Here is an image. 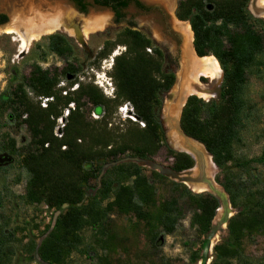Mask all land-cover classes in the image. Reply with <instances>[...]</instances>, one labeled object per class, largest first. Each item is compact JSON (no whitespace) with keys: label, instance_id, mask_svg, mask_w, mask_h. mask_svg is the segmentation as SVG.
I'll list each match as a JSON object with an SVG mask.
<instances>
[{"label":"trees","instance_id":"trees-1","mask_svg":"<svg viewBox=\"0 0 264 264\" xmlns=\"http://www.w3.org/2000/svg\"><path fill=\"white\" fill-rule=\"evenodd\" d=\"M71 1L81 11H87L88 0ZM94 2L111 7L119 21L133 0ZM250 3L251 0H179L176 10L177 17L191 25L197 54L214 56L223 71L218 99L206 101L191 95L180 119L183 131L201 142L212 155L221 171L217 181L229 195L231 204L241 208L230 218L229 238L215 246L211 264H255L247 258L244 241L257 233L264 235V177L254 172L256 164L264 165V156L247 158L238 154V146L258 116L247 91L249 76L264 65V24L250 11ZM7 20V15L0 12V23ZM117 45H124L126 50L114 59L113 98L93 82L79 79L83 64L78 59L69 61L78 52V43L65 33L48 36L49 51L66 61L63 68L48 69L35 63L29 75L15 84L6 97L0 95V112L4 108L13 109L32 137L31 148L22 159L29 174L22 198L30 204L44 203L55 211L65 207L55 224L52 221L47 226L41 242L30 244L29 251L38 254L40 264H65L84 244L83 231L87 227L92 229L96 244L103 251L109 249L115 239L110 222L116 209L143 222L152 248L159 249L161 235H174L187 217L202 242L221 206L215 194L194 192L183 182L153 172L170 190L167 196L159 198L156 184L144 167L135 162L112 166L106 171L99 190L103 198L98 194L87 196L103 165L123 155L150 159L166 146L174 170L181 172L195 166L190 154L167 146L160 117L164 94L176 80L170 55L145 32L127 26L115 38L104 42L97 52V63L110 56ZM85 54L88 59L93 57L89 51ZM70 75L75 78L68 80L69 91L64 95L58 86ZM75 84L77 88L71 90ZM44 98H52L45 107L41 105ZM71 103L75 108L70 109L63 136L58 137L57 119ZM127 103L133 106L138 121L128 119L126 131L114 134L108 128L110 118ZM91 111L100 118L89 119ZM9 145L11 153L23 155L14 140ZM128 151L133 154L128 155ZM4 169L0 166V171ZM107 198L109 201L104 204ZM4 203L0 190V209ZM12 241L0 218V264L12 263L16 254ZM190 251L191 264H195L200 250L191 247ZM105 257L102 255L101 260H107ZM256 264H264V259Z\"/></svg>","mask_w":264,"mask_h":264},{"label":"rangeland","instance_id":"rangeland-1","mask_svg":"<svg viewBox=\"0 0 264 264\" xmlns=\"http://www.w3.org/2000/svg\"><path fill=\"white\" fill-rule=\"evenodd\" d=\"M178 2L179 0L177 1V5ZM7 4V7L1 4L0 12L6 14L7 17L10 18V12L20 10L22 8L23 0H11ZM255 4L254 0H251L249 9L256 17L261 18L264 24V9L256 7ZM253 5L255 10L252 9ZM91 7H93V5L88 3L87 9L89 10ZM163 10L164 15L160 17H163L164 21L166 20L165 22H168L170 28L174 30L175 33L171 35L169 34L168 37H165L167 41L165 39H158L156 36L155 39V37H152L146 30H144L147 22H151L153 29L158 28L157 26H154L156 24H154L155 22L151 19L154 14L144 15L140 12H136L135 10H131L130 7L124 11V14L125 17H129L130 21H137L138 19L143 20L144 26H141L142 28L138 27L148 33L157 46H160L162 49H167L171 57V68L177 79L178 71L180 69L181 45L183 37L180 32L173 28L170 22L171 15L169 11L165 7ZM97 12L106 11L97 10ZM183 22L190 24L188 21ZM127 25L128 22L123 21L119 24L110 25L101 31L87 35L86 42L88 49H85L75 39L78 43L79 50L76 54H74V56L69 58L70 62H75V59H78V62L83 64V68L78 74L81 81L93 82L106 96L110 98H113L115 94L114 84L111 78L113 66L111 67L109 65L111 57L115 59V57L124 52L126 48L124 45H117L110 56L98 63V59L96 58L97 52L103 47L104 42L108 38H115L117 33L127 27ZM56 33L65 32L59 31ZM46 35L41 36L40 39L34 40L30 46L21 51L20 42L14 34L0 33L1 96L6 97L15 84L22 81L23 77L28 76L33 64L35 63H38L43 68L48 69L63 68L66 65V61L64 59L49 51L48 36L51 34ZM85 51H89L93 54V57L88 59ZM213 58L215 57L213 56ZM258 70L259 71H255V73L250 74L247 85V91L253 101V105H255L256 110H258V116L255 122H252L249 126V130L246 132L243 142L238 146V154L247 158L264 156V65L260 66ZM221 73L222 79L220 81L219 79L212 80L206 76L200 77L202 85L209 87L211 89L210 93L212 94H207L206 96H201L199 94L193 95H197L206 101L217 100L223 81L222 69L220 71V74ZM74 78L75 77L72 76L71 79H62L60 82L58 87L62 88V93L64 95L66 94V91H69L68 80H73ZM75 86L76 84L73 88H75ZM73 88H71V90H73ZM172 89L168 93L164 94L163 106L160 115L161 118L164 117V119L161 120L165 128L167 146L171 148L173 147L169 143L167 135L168 126L165 118V106L173 99V92H171ZM44 101L45 98L41 100L42 106ZM123 106H125V104ZM84 110L87 109L85 108ZM89 117V119H98L100 118V115L91 111ZM128 119L133 120L127 115V113L121 111L119 107L110 118L111 123L108 126L110 132L117 134L122 131H126L129 124ZM180 119L181 116L179 118V122ZM140 126L143 127L142 125ZM56 130L57 125L55 127V132ZM11 140L16 142L17 148L23 155L19 156L9 151L7 147L10 146L9 144ZM31 140L32 137L28 126L21 119L16 117L13 109L4 108L0 112V155L8 154L13 159L10 163L2 165L3 167H6V169L0 171V190L2 191L5 199L4 206L0 209V218L2 223L5 225L7 232L10 233L13 245L16 248V254L14 255L11 264H40L38 254L29 251L30 244L32 241H35L37 244L41 242L43 232L54 220L56 212L59 211L49 208L44 203H27L22 198V196L26 193V185L29 177L27 169L24 163H22V159L27 155L28 150L31 148ZM63 149H65V147H63ZM173 149L176 150L175 148ZM127 154L131 155L133 152L128 151ZM125 157L128 156L123 155L121 158ZM149 160H153L157 163L163 164L164 166L172 167L173 160L172 158L167 157L166 146H163L158 154ZM137 164L144 167L146 174L150 176L151 180H153L156 184L159 198H163L170 193L168 186L161 184V181L156 179V176L152 175L153 172L158 171L153 170L147 165ZM181 172L183 176L199 178L201 176V167L195 161V166L193 168ZM205 172L207 174L206 170ZM254 172L258 174L259 177L263 178L264 165L256 164V170ZM210 173L209 178L211 179V177H213V179L221 186V184L217 181L221 171L215 164L214 167L211 168ZM103 176L101 177V180L98 179L99 177L92 180V186L88 189L89 194L87 196H95L98 194L99 197L103 198L104 195L99 193L102 186ZM166 177L170 180H174L169 176ZM186 184L195 192L208 191L215 193L209 189V187L206 186L207 184L204 182ZM192 185H200L203 187H192ZM218 197L220 199L221 206L218 209L217 215L213 221L211 231L204 237L202 242L198 241L195 230L191 227L189 217H187L183 220L182 226H180L174 235H161L159 249H153L146 236V227L144 223L140 222L133 214L123 213L116 209L112 213V219L110 222V230L114 233L115 239L108 246L109 249L103 251V249L96 244L92 229L87 227L83 231L85 238L84 244L66 259L65 264H191V247L200 250V257L195 264H211L215 257V246L226 243L229 238L228 223L230 218L239 213L241 210V208H236L231 204L228 194L226 199L222 196ZM108 201V198L105 199L104 204ZM188 243H191L192 245H187ZM244 250L247 258L255 264L261 259H264V235L262 233H257L247 237L244 241ZM102 255H105L107 260H101Z\"/></svg>","mask_w":264,"mask_h":264},{"label":"bare ground","instance_id":"bare-ground-1","mask_svg":"<svg viewBox=\"0 0 264 264\" xmlns=\"http://www.w3.org/2000/svg\"><path fill=\"white\" fill-rule=\"evenodd\" d=\"M10 1L11 0H0V6L2 4L7 7V3ZM163 1L166 3L168 9H170V12L173 13L175 0ZM254 4L256 7L264 9V0H254ZM254 8L255 7L253 5L252 9L255 10ZM74 15L83 16L77 14L72 6L66 5L62 1L23 0V6L20 10L10 12V21L6 26L0 27V33H13L17 35L16 38L20 42V49L22 51L30 46L34 40L40 39L41 36H45L46 34H50L58 30L61 31L62 28H66V24L64 22L66 20L64 19H69ZM108 18L109 14L107 12L90 14L84 22L83 33L88 35L92 32L102 30L108 24ZM171 21L183 37L181 45L182 67L178 72L179 85L177 86H181L182 91H179L177 87L173 90L175 94L178 92L182 99L177 104H170L169 101L165 106L168 139L173 146H180L184 150L190 152L194 157H196V159H204L206 163L205 170L207 171L208 178L206 186L214 191L217 196H222L226 199L227 194L224 189L213 179V177H211V179L209 178L211 168L214 167L210 154L205 151L203 145L185 137L179 128V118L187 96L190 94H199L201 96L212 94L210 93L211 89L209 87L202 85L200 77L206 76L212 80L219 79L220 81L222 79V73L220 74V65L218 61L213 58V56H197L193 44V31L190 24L179 21L174 18V16ZM72 26L75 28L76 38L79 37L85 39V36L81 32L80 25L73 23ZM69 32L72 33L73 30L70 29ZM155 35L159 37L157 32H155ZM193 186L203 187L200 185H192V187Z\"/></svg>","mask_w":264,"mask_h":264},{"label":"water","instance_id":"water-1","mask_svg":"<svg viewBox=\"0 0 264 264\" xmlns=\"http://www.w3.org/2000/svg\"><path fill=\"white\" fill-rule=\"evenodd\" d=\"M62 1H65L67 4L71 5V6L73 7V9L76 11L77 14L83 15V16H85V17L89 16V15L92 14V13H96L97 10H100V11H106V12H108V13L110 14V17H111V18H110V21H109L110 24H111V25L119 24V23L116 21L115 12H114V10H113L111 7H106V6L96 5L95 2H94V0H88V2H89L91 5H93V7H91L87 12H83V11L79 10L78 7L76 6V4H75L74 2H72L71 0H62ZM142 1H144L147 5H153V4H155L154 2H149V1H147V0H142ZM177 6H178V5H177ZM177 6H176V10H177ZM130 9L136 11V9H135L133 6H130ZM175 16H176V18H177L179 21H182V20H180V19L177 17L176 13H175ZM9 21H10V18H8V20H7L6 22H4V23H0V27H4V26H6V25L9 23ZM124 21H129V17H125ZM137 23H138V26H139V27L144 26V21L141 20V19H138V20H137ZM147 24H150V23L147 22ZM141 28H142V27H141ZM6 34H11V33H6ZM14 35H15V34H14ZM15 37H17V35H15ZM75 39H76V40L79 42V44H81L85 49H88L86 39H84V38H79V37H77V38H75ZM195 52H196V50H195ZM196 54H197V52H196ZM197 56H199V55L197 54ZM199 57H202V56H199ZM71 78H72V76L70 75V76H69V79H71ZM178 85H179V84H178V75H177V79H176V81H175V83H174V85H173V89H172L171 92H173V90H174ZM177 88L179 89V91H182L181 86H180V87H177ZM191 95H193V94H190V95L187 96V98H186V100H185V102H184V104H183V107L185 106V104H186L188 98H189ZM181 99H182V97L178 94V92H177L176 94L173 92V99L170 101V104H174V103L177 104ZM182 110H183V108H182ZM182 110H181V115H182ZM181 115H180V116H181ZM161 119L163 120L164 117H162ZM179 123H180V122H179ZM179 128H180V130L182 131V134H183L185 137H187V138H189V139H191V140H193V141H195V142H197V143L203 145V144H202L201 142H199L198 140H196V139H194V138L188 136V135L183 131V129H182V127H181V123L179 124ZM169 143H170V141H169ZM170 144H171V143H170ZM171 145H172V144H171ZM172 147L175 148L177 151L186 152V153L190 154V155L194 158V160L196 161V163L201 167V176H200L199 178H192V177H189V176H183V175H182V172L174 170L173 167L164 166L163 164L157 163V162H155V161H153V160L144 159V158H141V157H138V156H128V157H125V158H121V159H119V160H115V161H111V162H107V163H105V164L103 165L102 172H101V174H100V176H99L98 179L101 180V177L104 175V173L106 172V170H107L108 168H110V167H112V166L119 165V164H121V163H123V162L131 161V162H137V163H139V164L147 165V166H149L150 168H152L153 170L158 171L160 174L165 175V176H169V177L173 178L175 181H178V182H183V183H185V184H186V183H200V182H204V183H206L207 180H208V178H207V174H206V172H205V161H204V159H203V158L196 159V157H194L190 152H188V151H186V150H184V149H181L180 147H177V146H173V145H172ZM203 147H204V149L206 150V148H205L204 145H203ZM206 151H207V150H206ZM207 152H208V151H207ZM208 153H209V152H208ZM209 154H210V153H209ZM210 156L212 157L211 154H210ZM12 159H13V158H12L10 155H8V154H1V155H0V166H2V165H6V164L10 163V162L12 161ZM213 163H214V161H213ZM214 164H215V163H214ZM215 165H216V164H215ZM186 185H187V184H186ZM188 187H189V186H188ZM189 188H190V187H189ZM222 188H223V187H222ZM194 192H195V191H194ZM200 192H204V191H200ZM211 193H213V192H211ZM213 194H215V193H213ZM215 195H216V194H215ZM216 196H217V195H216ZM217 197H218V196H217ZM218 198H219V197H218ZM64 208H65V207H63L62 210H63ZM62 210H59V211L56 212L55 217H54V220H53V225L55 224V222H56V220H57V218H58V216H59V214L61 213Z\"/></svg>","mask_w":264,"mask_h":264},{"label":"flooded vegetation","instance_id":"flooded-vegetation-1","mask_svg":"<svg viewBox=\"0 0 264 264\" xmlns=\"http://www.w3.org/2000/svg\"><path fill=\"white\" fill-rule=\"evenodd\" d=\"M57 1H62V0H57ZM147 1H149V2H154V3H157V4H154V5H147L144 1H142V0H133V2L131 3V5L130 6H133L135 9H136V12H140V13H142V14H144V15H149V14H154L153 15V17L151 18L155 23L154 24H156V25H154V26H157L158 28H154L153 29V25H151V22H149L150 24H147L146 25V27H145V29L144 30H146L152 37H155L156 35H155V32H157V34L159 35V37H157L158 39H161V40H163V39H165L166 40V38L165 37H168L169 36V34L171 35V34H175L174 33V30H172L171 28H170V25L168 24V22H165L164 21V18L163 17H160V16H162V15H164V10H163V8L165 7H167V5H166V3L163 1V0H147ZM178 1V0H177ZM177 1H175V4H174V8H173V13H171L170 12V9H168V7L166 8V9H168V11H169V13H170V15H171V17L173 18V16H174V18H176V16H175V11H176V6H177ZM62 2H64L66 5H68V6H71V5H69V4H67L65 1H62ZM139 4H138V3ZM89 3V2H88ZM97 5V4H96ZM77 6V5H76ZM129 6V7H130ZM164 6V7H163ZM78 7V6H77ZM78 9L79 10H81L79 7H78ZM126 10V9H125ZM124 10V11H125ZM87 11H88V9H87ZM86 11V12H87ZM115 12V11H114ZM96 13H101V12H96ZM108 13V12H107ZM109 14V13H108ZM173 14V15H172ZM115 17H116V21H117V13L115 12ZM86 18H88V16L87 17H83V16H78V15H74V16H72V17H70L69 19H64V20H66V21H64L65 22V24H66V28H62L61 29V31L62 32H65L67 35H69V36H71V37H75L76 38V34H75V28L72 26V24L74 23V24H79L80 25V27H81V32L83 33V30H84V22H85V20H86ZM110 14H109V18H108V24L103 28V29H105V28H107V27H109L111 24H110V22H109V20H110ZM172 18L170 19V22H172L171 20H172ZM124 19H125V17H123L121 20H119V21H117L118 23H120V22H123L124 21ZM177 19V18H176ZM178 20V19H177ZM128 22V25L127 26H132L133 28H135V29H138V30H141V31H143L142 29H140L139 27H138V23H137V21L136 20H132V21H127ZM183 22V21H182ZM172 24V26H173V28L175 29V30H177L178 32H180L174 25H173V23H171ZM191 26V25H190ZM70 29H72L73 30V32L72 33H70L69 32V30ZM102 29V30H103ZM60 30H58V31H56V32H59ZM98 31H101V30H98ZM153 31H154V33H153ZM56 32H53V33H56ZM95 32H97V31H95ZM95 32H92V33H95ZM144 32V31H143ZM53 33H50V34H53ZM146 33V32H145ZM148 33H146L147 35H148ZM11 34H13V33H11ZM91 34V33H90ZM177 34V33H176ZM83 35L85 36V39L87 38V35H85L84 33H83ZM89 35V34H88ZM150 35H148L150 38H151V36ZM156 37H155V39H156ZM167 41V40H166ZM167 54H169V52L167 51V49H163ZM181 57H182V49H181ZM181 67H182V65H181V62H180V69H181ZM179 69V70H180ZM179 72V71H178Z\"/></svg>","mask_w":264,"mask_h":264},{"label":"built area","instance_id":"built-area-1","mask_svg":"<svg viewBox=\"0 0 264 264\" xmlns=\"http://www.w3.org/2000/svg\"><path fill=\"white\" fill-rule=\"evenodd\" d=\"M150 51V49H148ZM114 64V58L111 57V62H110V66L112 67ZM75 88H77V84L75 86ZM73 88V89H75ZM67 93V91L65 92ZM113 95V94H111ZM52 98H45V101L43 102V107L47 106V102L48 100H51ZM74 109L75 108V105L74 103H71L69 105L68 108L65 109L64 111V114L62 116H60L58 119H57V130L55 132V135L58 136V137H62L63 136V128L65 127L66 125V120H67V117L69 116V113H70V109ZM120 110L121 111H124L125 113H127V115L133 119V121H138L136 116L133 114L134 110H133V106L129 103L125 104V106H120ZM140 124L142 126H144V123L143 122H140ZM66 147V146H64Z\"/></svg>","mask_w":264,"mask_h":264}]
</instances>
